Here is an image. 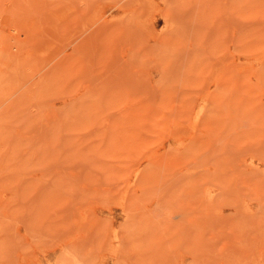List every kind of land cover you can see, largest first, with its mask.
<instances>
[{"label":"rangeland","instance_id":"obj_1","mask_svg":"<svg viewBox=\"0 0 264 264\" xmlns=\"http://www.w3.org/2000/svg\"><path fill=\"white\" fill-rule=\"evenodd\" d=\"M0 264H264V0H0Z\"/></svg>","mask_w":264,"mask_h":264}]
</instances>
